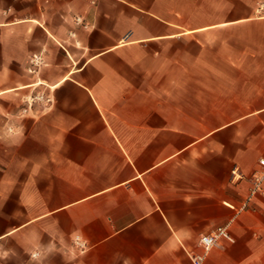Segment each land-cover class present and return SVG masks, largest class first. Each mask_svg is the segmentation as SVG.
I'll use <instances>...</instances> for the list:
<instances>
[{
  "label": "crops",
  "instance_id": "obj_1",
  "mask_svg": "<svg viewBox=\"0 0 264 264\" xmlns=\"http://www.w3.org/2000/svg\"><path fill=\"white\" fill-rule=\"evenodd\" d=\"M263 2L0 0V264H264Z\"/></svg>",
  "mask_w": 264,
  "mask_h": 264
},
{
  "label": "built area",
  "instance_id": "obj_2",
  "mask_svg": "<svg viewBox=\"0 0 264 264\" xmlns=\"http://www.w3.org/2000/svg\"><path fill=\"white\" fill-rule=\"evenodd\" d=\"M258 13H264V2L260 4L258 8ZM241 177V176H240ZM251 187H250V197L253 198L254 196H261L264 197V158H261L258 162L257 168L251 175L250 178ZM226 230L225 228H219L216 231L212 232L211 234L204 235L201 237L200 244L205 252H209L218 242L219 238L225 235ZM83 247V245L81 246ZM205 255L195 254L193 255L192 259L194 264H202L204 261Z\"/></svg>",
  "mask_w": 264,
  "mask_h": 264
}]
</instances>
